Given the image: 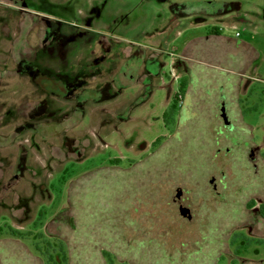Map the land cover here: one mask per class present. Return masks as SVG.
Returning <instances> with one entry per match:
<instances>
[{
  "label": "rangeland",
  "instance_id": "374dc122",
  "mask_svg": "<svg viewBox=\"0 0 264 264\" xmlns=\"http://www.w3.org/2000/svg\"><path fill=\"white\" fill-rule=\"evenodd\" d=\"M215 26L255 49L235 123L257 167L216 154L214 104L177 119L226 82L200 57ZM178 188L190 221L155 194ZM260 198L264 0H0V264H264Z\"/></svg>",
  "mask_w": 264,
  "mask_h": 264
},
{
  "label": "crops",
  "instance_id": "0c3cea01",
  "mask_svg": "<svg viewBox=\"0 0 264 264\" xmlns=\"http://www.w3.org/2000/svg\"><path fill=\"white\" fill-rule=\"evenodd\" d=\"M213 28L214 27L209 28L207 31V34L204 36L203 42L205 46L207 44L208 49L206 53L203 51L200 52L202 54L200 55V57L201 59L205 57L208 58L207 61L210 64H212L213 62H217L218 66L221 67L223 70H228L229 74L223 78L224 81L226 80L224 85L217 82V81L220 82V80L218 79L219 77L217 75L211 74V73L208 74L209 78L217 82V85H216L217 95H215V99H213V101H210V99L213 98L212 96H214L213 93L215 92V90L210 93L211 95H209V93H206L207 95L204 96V94H202V90L200 89L199 98L198 99L196 98L197 100L196 103H193L192 102L193 97L190 96L192 94L189 93L191 92L189 83L183 82L181 84L182 90L184 88L185 92L186 93L188 92L189 94L188 95L186 94L187 100H185V102L183 101L184 104L182 105L183 107L182 108V111H183L182 120L186 118L189 121L188 123L193 124L191 120L188 119V117H191L192 119H194V117L196 118L200 117L202 116V114L208 111L211 112L209 109L207 111L206 108H205L206 110L205 112L204 110L199 109V107L204 106V103L209 102L210 104H214L215 107L217 108L216 113L214 114L212 113L213 116L211 117V119H214L216 121L214 125L217 126L216 127L217 129L218 126L222 125V121L219 120L220 119L219 111H220V104H221L220 102L222 100H225L229 108L230 109L232 108L233 110H235L236 118L238 119V121L236 122L242 125L245 123H244V118H243L244 116L242 115V111L240 109V104H241L240 95H242L243 93H247L249 90H251L253 81H256V79L254 76H250V74H248V70L251 67V59L244 58L240 50L241 48H244V49L247 48L248 50L250 49V51L252 49L254 51L255 49L251 46L241 45V44H238L236 41L231 40V38H228L223 33V31H221L219 27L218 28H219L220 33L213 32L212 31ZM192 41H195V40H192ZM190 47H191V44H190ZM259 81L261 82L262 79ZM199 112H203V113L199 116L198 115ZM197 123H195V126H197L199 129H203L201 127L202 125H198ZM187 124L185 125L186 127H187ZM191 126H194V125H191ZM216 129H213L211 133L215 134Z\"/></svg>",
  "mask_w": 264,
  "mask_h": 264
},
{
  "label": "flooded vegetation",
  "instance_id": "af4514ba",
  "mask_svg": "<svg viewBox=\"0 0 264 264\" xmlns=\"http://www.w3.org/2000/svg\"><path fill=\"white\" fill-rule=\"evenodd\" d=\"M220 103L221 104H220L219 116H220V119L222 121V125L218 126V128L216 129L215 136L213 137L214 144L219 146V148H217V150H216V154H219L222 151H224L226 154H229L233 150V143L235 145L236 144L237 145H241L242 142H245V143H247L249 145L248 150H247V152H248V162L252 163L253 167H257L258 166L257 161H259V157L261 158V156L259 155V149H260L259 146H257V145L253 146V144H250V141H248V140L243 141L242 140L244 138L242 136L243 135V131L241 129L240 130L236 129L237 128V124L235 122L238 120L236 117H234V120H233V119H230V117L228 116V118L230 120V123L226 124L224 122V119L222 117L223 110H225V112L228 115L229 106H228V104H227V102L225 100H222ZM182 113H183V111L180 110V112L178 113L179 115H178L177 119H179V120L182 119ZM225 141L227 142V145H225ZM222 178H218L216 176H211L209 178V186H210V188H212V194H214L215 197L222 195L221 194L222 193L221 185L223 184ZM155 194H156L157 199L162 197L161 201L162 200H166L167 201V204L164 203V206H166L168 210H169L168 204L172 203V204H174V206H173L174 208H172V209H174V211L178 209V214H180V210L179 209H180L181 206L189 207L191 209V212H192V208L190 207V204L187 201L189 199V197H187L185 195L184 190L181 189V188H178L176 190V192H175V195L171 196L169 198L168 197L166 198V196H163V194L161 192L157 191V190H156ZM261 198L258 199V204L257 205H254L253 207H251L252 214L254 216L255 215L257 216V219L259 220V222L261 220L260 216H262L264 218V200L261 199ZM192 215H193V213H192ZM180 216L183 219L188 220V221L192 220V218H193V216H192V218L189 219L187 217L182 216L181 214H180ZM248 229H249V232H250L249 233L250 236L257 237V238L261 237L259 235H256V236L253 235V233L251 232L252 231L251 230V226H249Z\"/></svg>",
  "mask_w": 264,
  "mask_h": 264
},
{
  "label": "water",
  "instance_id": "95a60500",
  "mask_svg": "<svg viewBox=\"0 0 264 264\" xmlns=\"http://www.w3.org/2000/svg\"><path fill=\"white\" fill-rule=\"evenodd\" d=\"M222 117H223L224 122H225L226 124L230 123V120H229L228 115H227V113L225 112V110H223ZM179 210H180V214H181L182 216L187 217V218H189V219L192 218L193 215H192L191 209H190L189 207L181 206Z\"/></svg>",
  "mask_w": 264,
  "mask_h": 264
},
{
  "label": "trees",
  "instance_id": "16d2710c",
  "mask_svg": "<svg viewBox=\"0 0 264 264\" xmlns=\"http://www.w3.org/2000/svg\"><path fill=\"white\" fill-rule=\"evenodd\" d=\"M212 31L213 32H215V33H220V31H219V28L218 27H214L213 29H212ZM181 90V89H180ZM176 96H177V99H178V95L176 94Z\"/></svg>",
  "mask_w": 264,
  "mask_h": 264
},
{
  "label": "built area",
  "instance_id": "2783aa9c",
  "mask_svg": "<svg viewBox=\"0 0 264 264\" xmlns=\"http://www.w3.org/2000/svg\"><path fill=\"white\" fill-rule=\"evenodd\" d=\"M177 95H178V100H179L180 103L182 104V102H183V97H182L181 93L179 92Z\"/></svg>",
  "mask_w": 264,
  "mask_h": 264
}]
</instances>
